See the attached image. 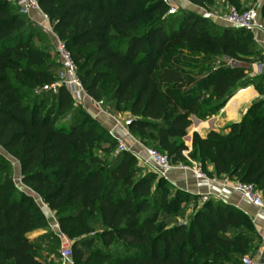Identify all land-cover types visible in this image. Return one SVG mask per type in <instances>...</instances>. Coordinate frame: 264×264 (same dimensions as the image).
Returning <instances> with one entry per match:
<instances>
[{"label": "trees", "instance_id": "trees-1", "mask_svg": "<svg viewBox=\"0 0 264 264\" xmlns=\"http://www.w3.org/2000/svg\"><path fill=\"white\" fill-rule=\"evenodd\" d=\"M183 1L200 7L213 2ZM11 2L0 0V148L19 163L22 182L72 239L74 263L232 264L252 256L259 237L239 209L221 201L198 203L178 189L168 199L175 188L153 172L134 179L133 154L118 150L115 138L97 121L89 122L64 86L52 87L53 69L60 68L57 55L30 46L27 17ZM38 5L70 51L86 94L104 105L126 106L134 119L130 134L149 141L146 146L166 153L172 163L186 162L183 137L192 116L208 119L236 89L257 80L256 90L264 94V77L247 75L248 66L262 59L250 31L217 25L192 11L176 20L160 0H38ZM142 23L147 24L140 30ZM215 62L221 66L213 69ZM263 108L256 101L226 132L206 137L194 132L188 157L209 177L252 183L264 196ZM8 169L0 163V264H54L40 255L37 243L45 234L30 237L51 231L46 218ZM186 202L193 209L181 206ZM94 217L99 230L87 223Z\"/></svg>", "mask_w": 264, "mask_h": 264}, {"label": "crops", "instance_id": "crops-1", "mask_svg": "<svg viewBox=\"0 0 264 264\" xmlns=\"http://www.w3.org/2000/svg\"><path fill=\"white\" fill-rule=\"evenodd\" d=\"M177 1L183 4L186 9H198L197 12H192L198 13L200 15H202V13L199 11L205 12L208 18H210L211 21L217 25L228 26L225 24V22L221 21L217 15V13L225 7L228 2L227 0H213L212 4L205 7L196 6L183 0ZM250 1V5L248 7L256 6L261 13L258 20V27L250 32L253 36V39L260 47L262 59L261 61L251 63L248 66V71L252 77H264V14L261 12V9L264 5V0ZM239 3L241 5L240 8H248L243 5V0H240ZM210 8L213 9V12L207 11V9ZM30 17L36 19L38 18V14L31 13ZM261 96L262 95H260L253 84H248L242 88L236 89L228 98L224 106L208 119L202 121L192 116V124L189 127L187 134L183 137V142L186 146V150L184 151L186 152L187 156L192 149V135L194 132L198 133L201 137H206L210 131L226 132L229 125L233 123H239L243 119L249 107ZM79 105H81L85 111L90 114V118L97 121L100 126L104 128L113 138L116 140L122 139L125 142H128V145L131 148H134L133 150H141L143 148V146L131 136L128 129L121 126V122L119 120L120 115L115 113L112 114L110 111H106L104 109V104L98 106L95 100L87 99ZM129 119H131V117H128L125 122ZM141 155L145 157L143 150L141 151ZM9 157V161L13 166L14 173L12 179L16 187L20 191L31 195L36 200L46 218L49 228L57 235H64L59 230L55 213L51 211L47 205L44 204L40 198L22 182L19 163L10 154ZM204 167L207 172L213 171V166L210 161H205ZM147 168L148 171L151 170L149 167ZM166 180L175 189L196 196L198 198V203L206 200L221 201L245 213L251 219L254 229L259 237L258 247L252 256L258 260V264H264V209L247 202L239 193L231 189L230 184L235 180L234 178L224 175L220 177L208 176V178H196L195 175L189 170L173 168L168 172ZM262 197L264 200L263 195ZM37 198L40 200L39 202L37 201ZM44 232V230L35 231L30 234V237L33 238L39 236Z\"/></svg>", "mask_w": 264, "mask_h": 264}, {"label": "built area", "instance_id": "built-area-1", "mask_svg": "<svg viewBox=\"0 0 264 264\" xmlns=\"http://www.w3.org/2000/svg\"><path fill=\"white\" fill-rule=\"evenodd\" d=\"M168 7L167 14H173L177 10V0H160ZM15 5L22 14H38V18L34 22L47 34L54 46L58 62L60 64V71L57 76V82L52 85L64 86L70 94L75 103H82L89 97L80 82L77 74V66L71 56L70 51L67 49L65 43L59 39L58 35L53 29L48 17L41 11L37 0H14ZM225 12L218 17L221 21L225 22L229 27L252 31L258 27V20L260 11L256 6H250L244 10H239L233 5L224 7ZM94 100V99H92ZM96 101V100H95ZM98 106L102 105V101H96ZM119 150H126L125 145L119 141ZM130 150V149H129ZM145 153V157L141 155V151ZM135 156L144 166H147L158 177L166 179L170 170L177 168L180 170L191 171L196 178H208V175L202 170V165L189 158L185 151L182 152L186 162L172 163L171 158L166 153H161L152 147H143L141 150H131ZM230 187L233 191L239 193L247 202L264 209V200L262 193L255 189L252 183H243L234 180ZM54 264H75L71 245H64L58 252L57 259ZM232 264H258V260L250 255L242 256L238 262Z\"/></svg>", "mask_w": 264, "mask_h": 264}, {"label": "rangeland", "instance_id": "rangeland-1", "mask_svg": "<svg viewBox=\"0 0 264 264\" xmlns=\"http://www.w3.org/2000/svg\"><path fill=\"white\" fill-rule=\"evenodd\" d=\"M243 1H244V3H243L244 6L248 7L250 5V2H251L250 0H243ZM176 2H177L176 3L177 4V10L175 12L176 14L173 16V17H176V20H179L183 16V14H182L183 11H195V12L198 11V9H195V10L194 9L191 10V9H188V8L186 9L185 6L183 4H181L179 1H176ZM239 2H240V0H235V3H229V2H227V4L225 6H227V5H233L235 7H237V6L240 7L241 5H240ZM11 6H12V9L14 11H16V9H15L16 7H15V3L14 2H11ZM238 9L240 10V8H238ZM212 10L213 9H211V8L210 9H207V11H209V12H213ZM199 12H201L202 15H204L208 20L211 21V19L208 18V16L206 15L205 12H203V11H199ZM223 12H225V9L224 8L221 11H219L217 13V15L219 16ZM24 15L27 17L26 18V23H27L26 26H27V28H30V32L33 33V35L31 36L30 46L32 48H40V49L47 50L48 52H50L51 56H54L55 55V49H54V46L52 45V42H50L49 40H47L46 37L44 35H42L41 32L37 29V27L35 26L37 24L34 22V18L30 17V14H24ZM146 24L147 23H142L140 25V27H141L140 30L144 29L146 27ZM137 32H138V30H137ZM254 60L256 61L257 58H255ZM220 66L221 65H220L219 62H215V63L212 64V67L211 68L214 69V68H218ZM207 70H210V68H208ZM59 71H60V68L59 69H57V68L56 69H53L54 74L57 73V76H58ZM247 75L250 76L249 71H247ZM253 85L256 88V86L259 85V80H257ZM260 100H262L263 101V104H264V94L259 99H257L256 101H260ZM104 109L106 111H110L112 114L115 113V114L120 115L119 120L121 122V126L123 128H126V126H125V123H126L125 120L128 117H131V115L127 111L126 106H120L118 108H115L114 107V103H108V104H105ZM83 110L86 113V116L88 117V120L90 122V114L87 111H85L84 108H83ZM260 112L264 116V108ZM98 130H100V129H98ZM131 136L134 139H136L143 147L144 146L145 147H148L146 145H150L149 144V141L139 139V138L135 137L132 134H131ZM116 141H117V148H118V142L121 141L125 145L127 152L131 153V150L134 149V148H131L128 145V142H125L122 139H118ZM99 147L100 148L101 147H104V145L103 144H100ZM92 153L95 154V155L100 156L103 159L107 158L106 155H104L99 149H94V151ZM89 158H90V153L88 154V156L86 158H84V161L85 162H89ZM3 160L6 161L7 163H2ZM9 160H10L9 154L6 151H4L3 149L0 148V163L2 164V166H6V164H8L9 169L7 170V174L10 175L11 177H13V174H14L13 173V166H12V164H10V161ZM131 169L134 170L135 172H137V175L134 177V179L140 177L143 174L152 172L151 170L148 171V168L145 167V166H143L142 163L135 156H134V163H133ZM153 180H154L153 181V184H155V180H156V176L155 175H154ZM175 191H176V189H169V191L167 192L168 199L171 196L175 195V193H176ZM37 201L39 202L40 200L37 198ZM181 206H185L186 208L189 207V210L190 209H193V207H194L193 204L190 203V202L189 203L186 202L184 205H181ZM189 213H190V211H189ZM175 214H177V213H175ZM171 219H173V218H171ZM171 219L170 218H169V220L168 219H165L166 223L171 222L172 221ZM175 219L178 220V222L184 220V218L183 219H181V218H178L177 219L176 217H175ZM87 223H88L89 227L91 225L95 230H99L100 227H101L98 217H94L91 220L89 218L88 221H87ZM43 234H45V238L42 240V242H39L37 244H38V246L41 249L40 255L42 257H44L48 262H53V261H55L57 259L58 252H59V250L61 249L62 246L67 245V244L68 245H71L72 239L69 238V237H67L65 234L64 235H60V234L57 235L52 230L51 231H48V232H44ZM248 255H250V253H248Z\"/></svg>", "mask_w": 264, "mask_h": 264}, {"label": "water", "instance_id": "water-1", "mask_svg": "<svg viewBox=\"0 0 264 264\" xmlns=\"http://www.w3.org/2000/svg\"><path fill=\"white\" fill-rule=\"evenodd\" d=\"M38 1V0H37ZM134 121V119H129L128 121H126V123H125V126H126V128L127 129H129V127H130V124L132 123Z\"/></svg>", "mask_w": 264, "mask_h": 264}]
</instances>
